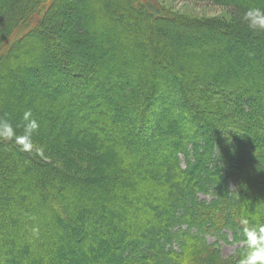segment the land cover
<instances>
[{"label":"trees","instance_id":"trees-1","mask_svg":"<svg viewBox=\"0 0 264 264\" xmlns=\"http://www.w3.org/2000/svg\"><path fill=\"white\" fill-rule=\"evenodd\" d=\"M83 1L0 0V117L39 122L32 152L0 140V264H237L241 220L264 224V35L240 20L264 0H192L227 20ZM65 23L103 58L66 48Z\"/></svg>","mask_w":264,"mask_h":264},{"label":"rangeland","instance_id":"rangeland-1","mask_svg":"<svg viewBox=\"0 0 264 264\" xmlns=\"http://www.w3.org/2000/svg\"><path fill=\"white\" fill-rule=\"evenodd\" d=\"M153 1H155L157 3V5L164 10L163 12H166L167 14H170V15L183 14L185 16H188L190 18H195V19H198L200 17L203 18V19H211V20H223V19L227 20V19H231L229 17V15H228L227 11H226L227 10L226 8H224L222 6H218V5L207 4V2H203V1H197V2L196 1H192V0H153ZM82 3L83 4L81 5V7H83V10L85 12H89V11L93 10L91 6L87 5V2L85 0ZM127 6L128 5H126L125 7H127ZM137 8L139 10H141V11L146 10V8L144 6L142 7L141 5H138ZM116 9L119 10V11L121 10L120 8H116ZM51 10H53V16H51V18H55V19H51V20H57V19L59 20V19H61L63 21H67L68 22V20H67V15H68L67 10L68 11H72L73 8L70 7V6H67V5H57V6L53 5L51 7ZM49 13H50V11H48V13H47L48 16L50 15ZM148 21H149V19H148ZM158 21L159 20H155L154 22L158 24L159 23ZM164 23H165V26L167 27V29L170 31V33L174 32L170 28L172 26L171 21L164 20ZM28 27L29 26H25V29H28ZM179 30L180 29H178V30L176 29L175 32L176 33L178 32V34H180V36L185 39L186 36H187L186 32L180 31V32H183V33H180ZM188 34L190 35V37L189 36L187 37L188 40L191 37H195V38H199L200 39V35L199 34L191 33V31L188 32ZM58 37H60L62 43L66 46V48L70 46L73 49H75V51H78V50L79 51H81V50L88 51L90 54H92L94 56V59L96 61H99L101 58H103L102 56H104V54H102V51L100 53V51L96 52L94 50H91V48L89 46H91L92 42L86 41L85 37L81 36L80 34L78 35L76 33V31L73 30L72 26L69 25L68 23L64 24V30L58 35ZM87 37H90V35L87 36ZM28 39H32V37L29 36ZM149 43H150L149 40H143V41L140 42V44L143 45L142 48L145 47V45L149 46ZM109 47H110L109 45H105L104 52L107 55L110 54L113 51V49L112 48L109 49ZM263 47H264V45H263ZM22 49L25 50V48H22ZM25 51H23V52H25ZM193 53H195V52H193ZM208 53H209V51H207V49L196 51V54L203 55V56H205V55L207 56ZM47 90L50 93V95L55 94V92H56L55 91L56 88H52V87H47L46 91ZM179 98H180V94L176 93V96H175L176 101ZM177 106H176L177 110L181 109V105L180 104H177ZM6 108L7 107L4 106V107H2V110H5ZM18 109H19V104H17L16 106H13V108L10 109V112L7 111V112L4 113V115H1V116L3 118H5V119L9 120L11 123H13V125L18 126V125H20L18 123L20 121H23L22 120L23 114L19 115ZM32 114H33V117H35L34 112H32ZM68 134H69V130H66V131L64 130V132H62V136L64 138H67L66 136ZM35 147H37V146L34 143V148ZM16 148L19 151V148L18 147H16ZM20 155L21 154H18V156H16V158L19 159ZM55 159L56 158H53L52 161L56 162ZM55 164H56V166L58 165L57 163H55ZM28 169L30 171H33L34 168L30 165L28 167ZM67 170H69V169H67ZM202 198L211 199V195H208V196L202 195ZM59 211L65 212L64 209H60ZM77 229L79 231H82L81 228L80 229L77 228ZM75 236H77V235H75ZM208 239H209V241L217 242L220 245L221 249H222L223 255L226 256V257L234 254V252L237 250V248L240 245H242L241 242H233L232 241V239H233L232 236L229 237V241H226L223 238H218V237L212 236V235H209ZM143 249L140 248L138 250L137 254L141 253ZM89 261H91V260H89ZM71 264H75V263H71ZM79 264H81V263L79 262Z\"/></svg>","mask_w":264,"mask_h":264},{"label":"clouds","instance_id":"clouds-1","mask_svg":"<svg viewBox=\"0 0 264 264\" xmlns=\"http://www.w3.org/2000/svg\"><path fill=\"white\" fill-rule=\"evenodd\" d=\"M240 20L251 34L264 35V9L250 7L244 11ZM22 120V125L15 126L0 117V140L12 142L20 151L32 152L33 138L38 133L39 122L33 117L31 110L23 113ZM241 224L245 251L238 257L237 264H264V224L249 226L247 219H242Z\"/></svg>","mask_w":264,"mask_h":264}]
</instances>
